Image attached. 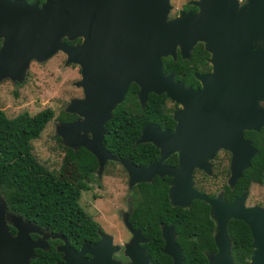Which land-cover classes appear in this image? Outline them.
I'll list each match as a JSON object with an SVG mask.
<instances>
[{
    "label": "water",
    "instance_id": "water-1",
    "mask_svg": "<svg viewBox=\"0 0 264 264\" xmlns=\"http://www.w3.org/2000/svg\"><path fill=\"white\" fill-rule=\"evenodd\" d=\"M169 1L45 0L39 4L0 0V79L22 80L31 60L44 61L63 52L65 64L80 66L81 78L74 85L83 90V97L72 98L64 110L78 118L58 123L65 144L89 150L98 169L107 159L120 160L129 171L130 186L156 175L172 177L168 194L174 206H188L194 199L205 201L217 221V251L208 255L207 264H235L227 232L232 218L245 222L251 231L253 251L246 264H264V208L245 207L246 193L232 201L209 197L197 191L192 180L195 167L210 173L206 159L226 148L231 152L229 184L233 187L256 154L243 131L264 124V111L258 105L264 99V0H246L240 8L237 0H198L197 12H181L167 21ZM63 37L82 41L68 44ZM196 41L205 43L211 70L195 75L201 86L194 88L175 80L173 72L164 73L162 57L175 59L179 45L181 57L189 58ZM257 41L261 46L253 45ZM132 82L139 87L141 105L153 92L165 93L181 106L173 114V130L156 123L142 127L136 143L150 142L160 150L159 159L147 166L118 158L102 143L104 124ZM174 151L179 152L178 165H164L162 161ZM5 210L4 201L0 204V264H29L34 249H45L46 241L30 239L29 233L39 226L14 213L9 214L16 217L17 232L11 236L4 222ZM128 214L125 224L133 238L124 253L130 262L112 258L119 249L99 228L100 239L79 250L62 234H54L64 241L56 246L63 254L57 264H157L149 263L139 245L146 239L130 225ZM161 234L162 251L173 264H183L173 226L162 225Z\"/></svg>",
    "mask_w": 264,
    "mask_h": 264
},
{
    "label": "trees",
    "instance_id": "trees-1",
    "mask_svg": "<svg viewBox=\"0 0 264 264\" xmlns=\"http://www.w3.org/2000/svg\"><path fill=\"white\" fill-rule=\"evenodd\" d=\"M26 1L41 3L44 0ZM76 41L79 39L70 43ZM206 56V51L198 44L188 59L180 55L176 59L162 57L164 73L173 72L175 80L195 87L199 82L194 72L210 68ZM138 91V85L132 82L123 101L115 106L111 118L104 124L106 134L102 143L118 158L145 166L157 159L158 149L150 142L136 143L142 127L156 123L162 129H172L175 121L167 107L165 93L150 92L141 105ZM53 116L49 107L33 115L22 112L14 117H8L0 109V194L12 213L33 222L45 232L62 234L73 249L79 250L83 244L93 245L100 239L98 223L79 203L81 191L88 188L86 182L91 181L98 162L84 147H64L58 171H49L35 158L32 140L39 137ZM77 118L76 114L64 110L56 116L59 122ZM247 134L258 152L233 187L223 186L224 198L228 201L241 195L252 182H262L264 152L255 143L253 132ZM169 181L168 176H154L151 181L136 183L131 191L128 221L148 238L144 246L151 261L172 264V258L162 251L164 240L161 234L162 225H172L183 264H207L208 255L217 251L214 242L216 223L210 215V206L199 199L192 200L188 207L172 205L168 194ZM227 232L235 264L246 263L253 251L249 226L242 220L230 219ZM35 236L31 234L32 238ZM59 244L61 240L51 239L48 248L34 249L29 264H57L63 255L56 249Z\"/></svg>",
    "mask_w": 264,
    "mask_h": 264
},
{
    "label": "rangeland",
    "instance_id": "rangeland-1",
    "mask_svg": "<svg viewBox=\"0 0 264 264\" xmlns=\"http://www.w3.org/2000/svg\"><path fill=\"white\" fill-rule=\"evenodd\" d=\"M184 1L186 0H170L172 12L179 8ZM245 2L246 0L241 5L238 2V8L242 7ZM169 11L167 21L177 18L182 12L180 11L176 17L170 18L172 12ZM198 44H201L206 51L205 60L209 62L210 53L206 50L203 41H196L189 55ZM65 61L66 55L58 51L47 60H31L22 80H13L8 76L0 79V109L8 117H14L22 112L33 115L48 107L53 110V118L46 124L39 137L32 140L33 155L49 171L60 169L64 147H68L58 133L59 121L56 120V116L61 110H65L72 98L83 97L82 89L74 85V82L81 78L80 66L70 63L65 64ZM205 71L208 70L198 71L196 74L207 73ZM258 105L260 106V102H258ZM167 107L174 114L181 106L168 98ZM88 136L90 137L91 134L88 133ZM107 161L115 163L114 167L104 169ZM221 161H223L221 171L214 172L216 175H213L212 171L210 173L206 172L202 175L203 178L200 179L201 188L203 189L201 192L212 198L222 197L223 186L230 185L231 167L228 168L229 161L227 159H221ZM106 162L101 169H97L99 175L103 174L102 178L92 176L91 181L86 182L88 188L81 191L79 203L86 213L99 224L102 234L111 236L112 243L117 245L119 250L121 249V252L114 251L112 258L122 263H128L130 258L124 253V250L133 238V233L125 224L129 207L128 196L131 188L129 171L120 160L107 159ZM223 168L225 169L223 170ZM1 202H4V198L0 194V204ZM258 204H264V184L252 183L248 194L246 193L244 206L253 207ZM258 207L264 208L262 206ZM3 215L8 232L10 233V226H13L17 232L16 217L7 212ZM215 222L217 223L216 219ZM35 233L39 234V238L45 239L46 244L44 247H47L48 239H59L61 244L64 243L62 239L55 237L54 234L43 232L39 227L29 233L30 239H34L31 234ZM216 233L217 229L215 230ZM10 234L12 236V233ZM127 257L129 258L128 261H122Z\"/></svg>",
    "mask_w": 264,
    "mask_h": 264
},
{
    "label": "flooded vegetation",
    "instance_id": "flooded-vegetation-1",
    "mask_svg": "<svg viewBox=\"0 0 264 264\" xmlns=\"http://www.w3.org/2000/svg\"><path fill=\"white\" fill-rule=\"evenodd\" d=\"M45 1V0H44ZM43 1V2H44ZM197 0H186V1H184L182 4H181V6L179 7V8H177V9H175L173 12H172V8L170 9V13H171V15H170V18H173V17H176L178 14H179V12L180 11H182V12H192V13H195V12H197L198 10H199V7H198V5L195 3ZM238 2H239V5H241V4H243L244 3V0H237ZM38 2V1H37ZM170 2V1H169ZM29 3V2H28ZM39 3V2H38ZM42 3V2H41ZM41 3H39V4H41ZM170 7H172V5H170ZM169 13V14H170ZM77 39H79V41L77 42H73V43H70L71 41H74V40H71V41H69L66 37H63L62 38V41H64V42H66V43H68V44H77V43H80L81 41H82V39L81 38H77ZM1 43H2V39H0V45H1ZM254 46H256V47H259V46H261V42L260 41H258V42H255L254 43ZM179 50H180V46L178 45L177 46V51H176V58H177V56L178 55H180V52H179ZM181 56V55H180ZM170 57H172V56H170ZM173 58V57H172ZM175 58V59H176ZM182 58V57H181ZM189 58H190V55H189ZM174 59V58H173ZM186 59H188V58H186ZM208 64H209V62H208ZM209 66H210V68L208 69V71H205V72H209L210 70H211V65L209 64ZM80 70V69H79ZM81 71V70H80ZM81 73V72H80ZM196 75V72H194V76ZM195 78H196V76H195ZM197 79V78H196ZM198 80V79H197ZM179 81H181V80H179ZM198 82H199V85H197V86H195L194 88H196V87H198V86H201V84H200V81L198 80ZM131 84V83H130ZM186 86H188V85H186ZM192 86V85H191ZM129 87V86H128ZM82 93H83V90H82ZM260 102V108L264 111V99L263 100H260L259 101ZM172 117H173V114H172ZM174 126H175V124H174ZM169 129V128H168ZM174 129V127L172 128V129H170V130H173ZM249 131H252L253 132V136H254V139H255V143L258 145V146H260V147H262V149H263V152H264V124H261L260 125V127L257 129V130H255V129H245L244 131H243V138L245 139V140H248L250 143H251V145H252V147L256 150V154H257V152H258V149L256 148V147H254V145H253V140H252V138H251V136L249 135V134H247V133H249ZM157 149H158V157H157V159H155L153 162H155V161H157L158 159H159V157H160V150H159V148L158 147H156ZM255 154V155H256ZM253 158V157H252ZM251 158V159H252ZM221 159H223V160H225V159H227L229 162H228V168H229V166H230V160H231V152H230V150H228V149H225V148H220V149H218L215 153H214V155L212 156V158H207L206 159V161L209 163V165H210V169H211V171H212V174L213 175H216V173H214V172H217L218 170H222L221 169V163H223V161H221ZM251 159H250V161H251ZM116 162V161H115ZM153 162H151V163H153ZM178 162H179V152L178 151H174V152H172V153H170V155L167 157V158H165L163 161H162V163L164 164V165H168V166H177L178 165ZM151 163H149V164H151ZM149 164H147V165H149ZM114 165H115V163H112V162H110V161H107L106 163H105V165H104V169L105 168H108V167H114ZM147 165H145V166H147ZM250 166V165H249ZM97 169H98V166H97ZM95 170L94 171V175L93 176H97V178L99 177V178H102V176H103V174H101V175H99L98 174V170ZM225 168H223V170H224ZM245 170V169H244ZM243 170V171H244ZM242 171V172H243ZM204 174H206V170H204V169H202V168H200V167H195L193 170H192V179H193V186H194V188L197 190V191H199V192H201V191H203V189L201 188V183H200V179L201 178H203L202 177V175H204ZM242 174V173H241ZM156 176H158V175H156ZM166 176V175H165ZM169 177V176H168ZM171 179H172V177H170V181H171ZM238 180V179H237ZM170 181H169V187H170ZM139 183V182H138ZM252 183H257V182H252ZM251 183V184H252ZM250 184V185H251ZM258 184H264V169H263V171H262V182L261 183H258ZM135 185V184H134ZM134 185L133 186H131V188H130V191H129V196H128V205H129V207H128V213H129V209L131 208L130 207V200L132 199V194H131V191H132V189H133V187H134ZM229 187H231L230 185H228ZM249 188H250V186H249ZM249 188L246 190V191H244L243 193H247L248 194V191H249ZM240 196V195H239ZM238 197V196H237ZM222 199L223 200H225V201H228V200H226L225 198H224V191H223V189H222ZM235 199V198H234ZM233 199V200H234ZM232 201V200H231ZM192 202V201H191ZM189 206V205H188ZM188 206H181V207H188ZM255 206H262V207H264V204H258V205H255ZM6 212L7 213H12L9 209H8V207H7V205H6ZM232 219H234V218H232ZM214 220V219H213ZM215 221V220H214ZM216 223V222H215ZM99 225V224H98ZM40 228V227H39ZM99 228H100V226H99ZM41 229V228H40ZM101 229V228H100ZM174 229V228H173ZM250 229V228H249ZM43 232H45L43 229H41ZM9 231H10V233H12V235L13 234H15L16 233V230H15V228L13 227V226H10L9 227ZM101 231H102V229H101ZM35 237H34V239H36V238H38L39 237V234L38 233H35ZM174 235H175V233H174ZM143 236V235H142ZM143 238H145L146 240L145 241H142V242H140L139 243V245L140 246H142V247H144V249H145V246H144V244L148 241V238L147 237H145V236H143ZM49 240L50 239H48L47 240V243H48V247H49ZM164 240V239H163ZM164 245V244H163ZM57 246V245H56ZM48 247H46V248H48ZM180 247V246H179ZM45 248V249H46ZM39 249H42V248H39ZM181 250V249H180ZM118 252H121V249L120 250H118ZM145 254L147 255V253H146V251H145ZM90 254H86L85 255V257H87V258H90ZM148 257H149V255H147ZM251 257V256H250ZM233 258V257H232ZM129 260V258L127 257L125 260H122V261H128ZM250 260V259H249ZM248 260V261H249ZM234 261V260H233ZM247 261V262H248ZM152 262H155V261H151L150 260V257H149V263H152ZM157 263V262H156ZM235 263V262H234ZM158 264V263H157ZM173 264V263H172Z\"/></svg>",
    "mask_w": 264,
    "mask_h": 264
}]
</instances>
